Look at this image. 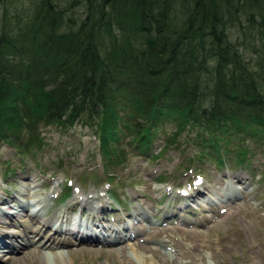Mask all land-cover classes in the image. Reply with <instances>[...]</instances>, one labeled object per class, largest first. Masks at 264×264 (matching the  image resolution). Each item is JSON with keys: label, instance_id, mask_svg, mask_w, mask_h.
<instances>
[{"label": "trees", "instance_id": "16d2710c", "mask_svg": "<svg viewBox=\"0 0 264 264\" xmlns=\"http://www.w3.org/2000/svg\"><path fill=\"white\" fill-rule=\"evenodd\" d=\"M8 1L0 0V139L18 150L38 146L39 123L81 119L97 125L114 165L110 140L122 126L145 150L166 117L225 150L233 132L264 134V0H83L77 22L55 0L10 17ZM238 25L255 60L238 47Z\"/></svg>", "mask_w": 264, "mask_h": 264}, {"label": "rangeland", "instance_id": "374dc122", "mask_svg": "<svg viewBox=\"0 0 264 264\" xmlns=\"http://www.w3.org/2000/svg\"><path fill=\"white\" fill-rule=\"evenodd\" d=\"M10 1L11 17L33 10L38 0ZM55 1L68 6L65 16L81 20L83 0ZM241 30H235L238 47L255 60ZM162 121L146 150L121 125L110 140L117 148L113 159L121 160L115 165L100 149L94 121L39 123L34 138L40 142L29 150L0 139V220L11 222L0 227L16 234L0 242V264H46L49 254L52 264H63L58 253L66 264H264V134H226L225 150L224 141L219 148L200 144L199 129ZM28 133L22 132L23 142ZM243 149L240 162L236 155ZM63 190L69 195L60 200ZM86 217L91 224L83 225ZM45 219L38 233L21 225ZM72 219L83 221L76 233L68 228ZM50 233L66 245L43 247L39 240ZM23 242L27 246L3 259L7 247Z\"/></svg>", "mask_w": 264, "mask_h": 264}, {"label": "bare ground", "instance_id": "6f19581e", "mask_svg": "<svg viewBox=\"0 0 264 264\" xmlns=\"http://www.w3.org/2000/svg\"><path fill=\"white\" fill-rule=\"evenodd\" d=\"M224 193H226V195L228 194L225 190L223 191ZM14 203V202H13ZM24 206V205H23ZM7 214V216H9V218H10V214H8V213H6ZM35 215V214H34ZM6 216V217H7ZM31 218V221H30V223H32L33 221H34V217H30ZM56 218V221L59 219L58 218V216H56L55 217ZM37 222H38V224H35V225H33V227H32V225L30 224V223H25V222H22V227H23V229H25L26 231H36V233H38L39 231H42L43 229H44V226H46V224H48L47 222H46V219L45 220H43V221H40V220H37ZM63 222V221H62ZM65 222V221H64ZM5 223H8V224H10L11 222H10V220L8 221V220H6L5 218L4 219H1L0 220V225L1 226H4L3 224H5ZM7 226V225H6ZM55 231H58V228L57 227H55L54 228V230H53V233L55 232ZM49 232H50V230H49ZM53 233H50L49 235H47V237H44L43 238V241H41V240H39V242L42 244V246L44 247V246H46V247H49L50 249H52V250H55V248H57V247H60V246H64V245H66V243L64 242V241H62L61 239L59 240H57V238L56 237H54L53 236ZM13 236H15L14 235V233L12 232V235L11 234H9L8 232H6L5 230H3L1 227H0V242H2V240L4 239V241H6V238H10V239H12V237ZM88 237H92V236H88ZM9 241V240H8ZM16 246H19L18 247V249H22L24 246H27V243L26 242H23V243H21V244H17V245H14L13 244V246L11 247V248H9V250L8 251H5L4 253H3V255H2V257H3V259L4 258H8V257H10V255L8 254V253H12L13 252V250H15V247ZM17 248V247H16ZM136 255V254H135ZM50 254L49 255H47V259L45 260L46 261V264H52L51 262H50ZM139 258V257H138ZM141 258V257H140ZM2 259V260H3ZM55 259H57V260H59V262L60 263H63V264H66L65 262H64V260H63V257L61 256V254H56V257H55ZM65 259V258H64ZM56 260V261H57ZM66 260V259H65ZM0 263H1V261H0ZM54 264V263H53ZM68 264V263H67ZM70 264H72L71 263V261H70Z\"/></svg>", "mask_w": 264, "mask_h": 264}]
</instances>
